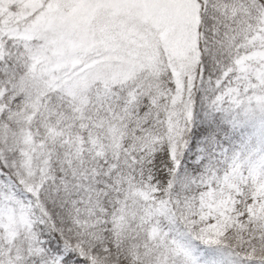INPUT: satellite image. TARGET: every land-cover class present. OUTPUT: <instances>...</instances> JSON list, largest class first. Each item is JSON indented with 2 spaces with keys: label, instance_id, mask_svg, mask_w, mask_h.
<instances>
[{
  "label": "snow or ice",
  "instance_id": "snow-or-ice-1",
  "mask_svg": "<svg viewBox=\"0 0 264 264\" xmlns=\"http://www.w3.org/2000/svg\"><path fill=\"white\" fill-rule=\"evenodd\" d=\"M204 89L264 112V0H0V264H141L133 228L171 242L163 264H197L193 239L264 264V164L177 175Z\"/></svg>",
  "mask_w": 264,
  "mask_h": 264
},
{
  "label": "trees",
  "instance_id": "trees-1",
  "mask_svg": "<svg viewBox=\"0 0 264 264\" xmlns=\"http://www.w3.org/2000/svg\"><path fill=\"white\" fill-rule=\"evenodd\" d=\"M152 58L147 60L154 66L158 56L155 55ZM124 62L127 63L126 60ZM118 70L120 69L108 65L100 70L102 73L98 78ZM210 75H214V73H210ZM208 95L206 89L198 90L194 94L193 119L185 134L187 146L181 154L177 173L179 176L197 178L209 167L214 166L215 162L209 163L206 159L202 162H195L197 143H204V151L211 154H216L217 150L226 147L228 152L238 148L246 150L245 153L251 154L255 159L264 155V140L258 138V132L254 130L255 124L249 123L252 119L250 112H245L243 108H233L226 111L213 110L209 107ZM246 113L249 114L246 115ZM255 149L259 151L257 154L253 152ZM172 167L173 164L168 159L165 146L155 154L152 164L154 180L159 182L162 187L166 186L171 178L170 169ZM129 212L134 214L132 210ZM158 236L159 230L156 229H148L146 234L145 230L137 231L135 228L122 232L125 246L133 255V259L141 261V264H163V260H166L174 252L171 242L165 243L163 238L158 240ZM190 246L192 256L202 253V260L207 263L212 260L213 264H236V257L226 247L203 243L195 239L190 241Z\"/></svg>",
  "mask_w": 264,
  "mask_h": 264
},
{
  "label": "rangeland",
  "instance_id": "rangeland-1",
  "mask_svg": "<svg viewBox=\"0 0 264 264\" xmlns=\"http://www.w3.org/2000/svg\"><path fill=\"white\" fill-rule=\"evenodd\" d=\"M194 39L192 41V46H194ZM138 51L133 54L134 59L136 57L142 58V59H150L154 58L155 55H157L155 51L154 45L149 41L148 39H144L142 43H139L137 45ZM171 51L172 55L181 58L186 57L188 55V46H186V43L184 41H181L180 39H177L176 41L172 42L171 44ZM152 58V59H153ZM124 59V58H122ZM102 71H100L101 76ZM250 112L251 118L249 123L255 124L254 130L258 132L259 137L264 140V112H261L257 108H253ZM249 113H246L248 115ZM263 135V136H262ZM262 136V137H261ZM246 150H243L241 148L235 149L232 152H228L226 147H222L221 149L217 150L216 154H211L209 152L204 151V143H197L195 147V162H202L203 160H207L210 162H215L213 168H215L217 171L222 172L223 169L227 166L228 163H230L234 158H238L241 161H246L252 164L256 165H262L264 164V155L260 156L259 159H254L251 154L245 153ZM254 154H257L259 151L257 149L253 150ZM210 207H214L210 205ZM193 258L197 261V264H211L206 263L205 261H202L201 255L193 256Z\"/></svg>",
  "mask_w": 264,
  "mask_h": 264
}]
</instances>
